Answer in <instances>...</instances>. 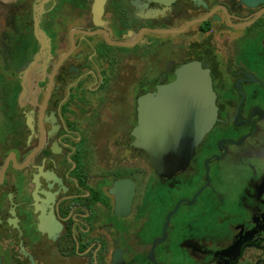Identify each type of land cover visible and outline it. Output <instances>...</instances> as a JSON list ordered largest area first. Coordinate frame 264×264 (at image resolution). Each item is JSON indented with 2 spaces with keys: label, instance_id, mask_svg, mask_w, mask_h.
Here are the masks:
<instances>
[{
  "label": "flooded vegetation",
  "instance_id": "flooded-vegetation-1",
  "mask_svg": "<svg viewBox=\"0 0 264 264\" xmlns=\"http://www.w3.org/2000/svg\"><path fill=\"white\" fill-rule=\"evenodd\" d=\"M96 1L0 0V264H264V0ZM193 62L217 119L161 175L139 101Z\"/></svg>",
  "mask_w": 264,
  "mask_h": 264
},
{
  "label": "water",
  "instance_id": "water-1",
  "mask_svg": "<svg viewBox=\"0 0 264 264\" xmlns=\"http://www.w3.org/2000/svg\"><path fill=\"white\" fill-rule=\"evenodd\" d=\"M104 1H96L95 11ZM139 104L136 143L148 151L159 174L185 169L217 119L209 71L198 62L183 65L172 82L143 96Z\"/></svg>",
  "mask_w": 264,
  "mask_h": 264
},
{
  "label": "rangeland",
  "instance_id": "rangeland-1",
  "mask_svg": "<svg viewBox=\"0 0 264 264\" xmlns=\"http://www.w3.org/2000/svg\"><path fill=\"white\" fill-rule=\"evenodd\" d=\"M195 207H196V206H195ZM193 209H195V208H193ZM195 211L198 212V210H196V209H195ZM179 215H180V213H178L177 216H179ZM208 225L210 226V227H209V230H208L209 235H210V236L217 235L219 230L216 231V230H217V229H216V226H218V225L215 224L214 220H212V219L208 220Z\"/></svg>",
  "mask_w": 264,
  "mask_h": 264
}]
</instances>
